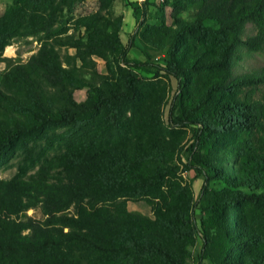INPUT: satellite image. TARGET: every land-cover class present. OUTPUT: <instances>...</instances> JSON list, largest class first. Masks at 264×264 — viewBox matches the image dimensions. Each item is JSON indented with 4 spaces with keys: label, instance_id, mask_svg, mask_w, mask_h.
I'll list each match as a JSON object with an SVG mask.
<instances>
[{
    "label": "trees",
    "instance_id": "obj_1",
    "mask_svg": "<svg viewBox=\"0 0 264 264\" xmlns=\"http://www.w3.org/2000/svg\"><path fill=\"white\" fill-rule=\"evenodd\" d=\"M76 1L14 0L13 22L0 24V159L14 157L19 173L0 180V264H188L196 207L198 264H264V67L233 74L241 48H264V0H163L127 46L115 0H99L67 34ZM247 24L255 33L243 40ZM24 25L37 51L3 57ZM134 34L161 54L154 72L128 57ZM136 69L176 81L168 118L193 130L195 201L170 168L164 90L148 94ZM139 200L153 218L127 209ZM75 203L84 217L70 214ZM32 209L43 219L21 220Z\"/></svg>",
    "mask_w": 264,
    "mask_h": 264
},
{
    "label": "rangeland",
    "instance_id": "obj_2",
    "mask_svg": "<svg viewBox=\"0 0 264 264\" xmlns=\"http://www.w3.org/2000/svg\"><path fill=\"white\" fill-rule=\"evenodd\" d=\"M99 0H77L76 11L74 13V20L68 23L66 26L71 27L67 34L72 33L74 26L77 27L76 22L81 17H85L91 13H94L98 7H100ZM163 0H141L136 1V21L133 18V11L130 6H128L124 0H115L110 4L111 11L114 16L125 17L127 23L121 33V38L124 44L127 46L129 39L135 30L140 27L142 23L143 15L142 12L145 10V22L153 23L154 17L156 15V8L162 4ZM15 9L14 0H0V24L12 23L11 12ZM104 14L105 12L102 11ZM170 13L169 8H165V14L168 17ZM169 22V17L167 18ZM129 21V22H128ZM124 23V22H123ZM23 27V28H22ZM123 27V25H122ZM57 29H60L58 26ZM29 31L27 25L17 26L13 32H16L11 40L10 46H7L3 51V57L6 58H16L18 57L22 61H27L38 49L37 40L33 37H26L25 34ZM255 31L250 24L246 25L245 33L242 37L244 40L248 36L254 35ZM137 37V36H136ZM134 46L129 48L128 57L131 60L138 61L140 63L146 64V69L149 71H155V67H161L160 63V53L147 51L144 49L139 41L135 38L134 34ZM64 51L62 50V53ZM72 53V51H69ZM147 54L148 58L144 55ZM239 60L237 61L235 67L233 68V74L235 76L255 73L264 67V48L257 53H250L245 48L239 50ZM97 69L100 74H105L104 63L101 60L96 59ZM3 65L0 64V77L2 75ZM153 72H146L142 70H133V74L138 78L142 79L144 89L150 95H153L157 91L164 90V99L161 105L162 120L165 122L164 132L162 139L171 141L176 145L174 150L173 159L170 163V168L173 170L172 174L175 179L184 185H188L192 192L194 201L197 199L200 189L203 185V177L197 172V169L193 167L191 156L188 155L187 150L193 143V130L192 128L181 125L172 126L169 123V114L172 104L173 97L176 93V81L174 79L167 80L162 76V72L156 76ZM260 93L257 92V96ZM86 97V90H80L75 93V99L77 102H82ZM168 121V123H167ZM18 170L15 167L14 157L0 159V180L1 179H11L18 176ZM212 187L216 188L217 184L212 182ZM195 207V206H194ZM127 209L134 213H139L150 218H153L149 205L144 200L139 201H128ZM70 214L82 218L85 214V207L82 204L75 203L71 206L69 210ZM193 214L195 217V222L197 226L196 240L193 246L190 247L191 257L188 264H198V259L202 248L201 239V225L200 220L203 215L197 210V207L193 209ZM256 218L255 214H252L250 218ZM21 220H26L27 218H32L36 220H42L43 216L39 209H32L21 215ZM257 219V218H256ZM201 264H209L206 260L201 262Z\"/></svg>",
    "mask_w": 264,
    "mask_h": 264
},
{
    "label": "crops",
    "instance_id": "obj_3",
    "mask_svg": "<svg viewBox=\"0 0 264 264\" xmlns=\"http://www.w3.org/2000/svg\"><path fill=\"white\" fill-rule=\"evenodd\" d=\"M130 2H136V1H141V0H128ZM134 18V17H133ZM135 20V19H134ZM123 27L121 28V32H120V39H121V42L124 44V42L122 41V38H121V33L123 31V28L125 27V23H127V21L125 20V17L123 18ZM129 22V21H128ZM125 45V44H124ZM131 212V211H130Z\"/></svg>",
    "mask_w": 264,
    "mask_h": 264
}]
</instances>
